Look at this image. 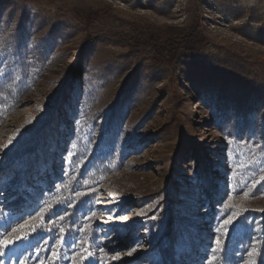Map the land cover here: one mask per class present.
I'll return each mask as SVG.
<instances>
[{
  "label": "rangeland",
  "instance_id": "1",
  "mask_svg": "<svg viewBox=\"0 0 264 264\" xmlns=\"http://www.w3.org/2000/svg\"><path fill=\"white\" fill-rule=\"evenodd\" d=\"M19 1L33 12L58 18L73 35L56 48L23 102L0 121L2 177L9 166V148L25 138L48 109L57 117L32 168L4 175L0 181L1 202L11 198L18 203V210L0 215V249L6 252L0 262L171 264L150 238L160 206L149 196L162 188L173 166L181 234L172 260L211 264L218 248L215 240L239 225V214L264 210V181L252 186L264 176V94L227 81L223 70L228 67L219 59L240 56L264 79V0ZM106 3L112 5V17L89 29L104 38L81 54L83 28L76 9ZM196 19L210 44L195 58L183 60L181 68L158 67L148 58L149 49L131 52L113 35L128 31L135 21L186 27ZM10 53V48L0 47L1 57ZM127 79L128 96L114 118L112 102ZM245 94L249 99L242 108ZM97 144H103L110 169L99 180L97 199L81 212L92 235L83 242L76 236H36L26 222L38 228L32 219L47 201L35 192L46 193V180L69 163L76 150ZM229 216H235L234 221L224 225ZM24 233L28 239L15 241ZM7 239L14 244L4 248ZM132 249L136 251L128 256Z\"/></svg>",
  "mask_w": 264,
  "mask_h": 264
},
{
  "label": "trees",
  "instance_id": "2",
  "mask_svg": "<svg viewBox=\"0 0 264 264\" xmlns=\"http://www.w3.org/2000/svg\"><path fill=\"white\" fill-rule=\"evenodd\" d=\"M112 15L110 3L100 7L76 9L75 17L83 28L79 46L81 54L104 38L100 34L94 35L89 29L96 22L109 19ZM72 35L73 32L63 27L58 18L33 12L24 1L0 0V47L11 49L6 59L0 56V121L6 119L23 102L24 95L35 85L36 76L43 72L47 61L56 53V48L66 44ZM113 35L123 40L131 52L149 49L148 58L158 67H180L183 60L195 58L210 44L198 19L186 27H160L135 21L128 31ZM219 59L228 67L223 70L227 81L243 84L250 90L264 94V79L261 80L259 74L253 72L243 58L227 54ZM129 85L130 80H125L114 97L111 106L114 118L116 111L126 101ZM248 99L245 94L240 104L242 108L247 106ZM56 120L55 113L48 109L45 118H40L35 126L29 128L26 137L9 148V166L1 173L0 181L4 175L32 168L35 153L44 137L53 134ZM113 122L112 118L111 123ZM40 127H43V132H40ZM180 144H177L178 148ZM68 161L54 172L51 180H46V193L43 190L35 192L37 197H45L47 202L32 220L40 224L36 229V236H76L83 242L92 235V227L89 221H83L81 212L97 199L101 191L99 180L108 175L110 162L103 144L83 151L76 150ZM173 173L174 167L171 166L162 188L149 196L157 198L160 206L153 221L155 235L150 238L160 247L162 255L170 258L171 264H174L172 248L181 234L175 213L177 195ZM17 204L11 198L2 203L0 196V215L8 210H18ZM237 219L239 225H234L227 236L221 239L222 243L218 245L219 250L213 253L211 264H264V210L242 213ZM236 227H241L242 230L239 232ZM253 248L256 251L249 256Z\"/></svg>",
  "mask_w": 264,
  "mask_h": 264
},
{
  "label": "snow or ice",
  "instance_id": "3",
  "mask_svg": "<svg viewBox=\"0 0 264 264\" xmlns=\"http://www.w3.org/2000/svg\"><path fill=\"white\" fill-rule=\"evenodd\" d=\"M11 142H12V138L10 137L9 138V143H11ZM261 181H264V176H261L260 180L259 181H255L252 186L255 187V185L258 184V183H261ZM245 195H248V193H245ZM234 219H235V216H229L226 220L223 221V223H224V225L232 224V222L234 221ZM26 225L31 228L32 232H35L36 231L37 225H35V224H28L27 222H26ZM24 227H25V225H20V228H24ZM12 231L15 233V232H17V229L14 228V229H12ZM28 238H29L28 233H24L23 236L16 235L15 236V241H19L21 239H28ZM215 243L217 245H221L222 242H221L220 239H216L215 240ZM13 244H14V240H12V239H7V240H5L3 242L4 248H7L9 246H12ZM216 250H219V249H216ZM101 251H103V249H101ZM135 251H136V249H132L131 251H129L127 253V255L128 256H132L133 255V252H135ZM255 251H256V249L253 248L252 251L249 252V256H251ZM4 255H6V252L3 249H0V256H4ZM55 255H56V253L53 252V256H55ZM119 258H120L119 256L116 257V259H119ZM0 264H2V262H0ZM251 264H255V262H251Z\"/></svg>",
  "mask_w": 264,
  "mask_h": 264
}]
</instances>
